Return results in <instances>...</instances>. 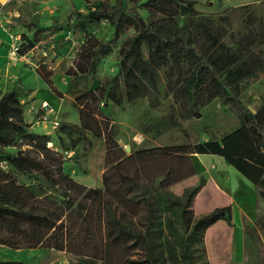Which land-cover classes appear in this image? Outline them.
I'll list each match as a JSON object with an SVG mask.
<instances>
[{
	"label": "rangeland",
	"instance_id": "rangeland-1",
	"mask_svg": "<svg viewBox=\"0 0 264 264\" xmlns=\"http://www.w3.org/2000/svg\"><path fill=\"white\" fill-rule=\"evenodd\" d=\"M94 1L7 0L6 5L0 2V29L19 36L14 41L25 42L28 52L24 58H13L11 51L3 55L0 49V99L10 91H17L24 120L31 123L29 129L51 135L47 146L61 154L45 161L54 169L61 163L64 172L77 182V185L67 183L72 189L65 196L61 194L64 187L57 185L53 189L45 172L13 171L19 183L42 198L39 203L42 209L47 204L67 209L64 227L67 246L12 248L0 243V260L16 259L32 264H132L130 259L144 258L145 248L140 241L110 234L102 200L96 192H89L92 188L102 189L103 199L113 202L120 219L142 230L147 208L143 202L132 199L134 190L130 184L132 178H137L151 187L160 205L159 222L165 233L168 217L174 218L184 232L182 220L183 225L189 223L191 228L202 215L229 204L230 198L234 225L219 220L207 228L200 239L192 242L191 264H264V198L259 195V188L238 174L222 156L195 152L198 144L208 138L202 132L205 125L219 136L240 126L238 114L220 99L208 103L200 117L183 119V102L168 89L162 68L157 106L151 105L147 97L121 105L112 100L107 103L95 100L91 104L98 122H91L94 130H85V142L75 145L77 134L59 129L64 121L81 125L77 98L118 74L122 41L135 33L131 28L121 35L113 51L102 58L95 75L72 74L84 39L73 25V13L88 11ZM144 1L127 4L134 5L146 20L159 17L160 13L145 6ZM195 8L204 14L228 15L237 32L246 33L249 28L257 33L260 22L264 23V0H197ZM251 16H255V22L248 27L247 19L250 21ZM92 30L102 40L114 32L106 21ZM256 49L264 57V43ZM52 90L62 96L56 98ZM240 98L253 111L263 105L264 73L245 85ZM5 148L18 150L14 146ZM202 177L205 186L196 195L192 211L182 214L180 207L166 206L168 196L184 199L187 189L196 186Z\"/></svg>",
	"mask_w": 264,
	"mask_h": 264
},
{
	"label": "trees",
	"instance_id": "trees-1",
	"mask_svg": "<svg viewBox=\"0 0 264 264\" xmlns=\"http://www.w3.org/2000/svg\"><path fill=\"white\" fill-rule=\"evenodd\" d=\"M128 1L136 3L138 0H95L88 11L73 13V25L84 35L73 67L74 75H95L102 58L113 51L121 35L131 28L135 33L122 41L118 74L77 98L81 125L64 121L59 129L70 135L76 133L75 145L85 142V130H94L91 122H98L91 104L95 100L104 103L112 100L121 105L124 101L147 97L151 105L157 106L161 69L164 68L168 89L183 102V119L200 117L201 110L215 99H220L238 114L240 126L222 136L205 125L202 132L208 138L198 144L195 152L222 156L253 182L264 198V103L253 111L240 98L245 85L264 73V57L256 49L264 43V23L260 22L261 27L254 33L248 28L255 22V16H251L250 21L247 19L248 31L237 32L228 15L198 11L195 8L197 0H145V6L160 13L159 17L146 20L134 5L127 4ZM103 21L114 28L107 40L100 39L92 30ZM25 47L20 48L21 54L26 53ZM30 126L31 123L24 120L17 91L6 93L0 99V243L12 248L45 245L64 249L67 246L64 232L67 209L49 204L42 209L39 205L42 198L19 183L13 171L45 172L53 189L57 185L64 187L61 194L65 196L72 189L67 183L77 185V182L64 172L61 163L55 169L49 167L45 159L61 154L47 146L51 135L31 131ZM6 146L18 150L14 152ZM130 184L134 190L132 199L143 202L147 208L146 225L142 230L120 219L113 202L103 199L102 189L92 188L89 192H96L102 200L110 234L125 235L143 244L144 258L130 259L132 264H191L192 242L200 239L207 228L219 220L234 225L233 207L229 203L202 215L191 228L189 223L183 225L182 220L184 232L174 218L168 217V232L165 233L159 222L160 205L149 184L137 178H132ZM203 186L204 177L196 186L187 189L184 199L168 196L166 206L169 209L178 206L182 214L192 211L194 199ZM0 264L32 263L8 259L0 260Z\"/></svg>",
	"mask_w": 264,
	"mask_h": 264
},
{
	"label": "crops",
	"instance_id": "crops-1",
	"mask_svg": "<svg viewBox=\"0 0 264 264\" xmlns=\"http://www.w3.org/2000/svg\"><path fill=\"white\" fill-rule=\"evenodd\" d=\"M3 5H6L7 0L2 2L0 1ZM11 13V12H10ZM14 37L17 39L19 36H12V34L3 31L2 29H0V49H3V51L1 52V54L6 55L7 51H11L12 46L16 43V41H14ZM22 44L25 42L19 41ZM11 48V49H10ZM8 53V52H7ZM53 91V90H52ZM54 96H59L56 92H54ZM57 98V97H56ZM230 166H232L234 168V170H236L238 172V174L240 173L246 180H248V182L252 183L256 188L257 186L251 182L245 175H243L239 170H237L233 165L229 164ZM220 190V189H219ZM221 192H223L222 190H220ZM229 203H231L230 198H229ZM232 205V204H231Z\"/></svg>",
	"mask_w": 264,
	"mask_h": 264
},
{
	"label": "built area",
	"instance_id": "built-area-1",
	"mask_svg": "<svg viewBox=\"0 0 264 264\" xmlns=\"http://www.w3.org/2000/svg\"><path fill=\"white\" fill-rule=\"evenodd\" d=\"M1 15H2V13L0 12V18H1ZM19 38V37H18ZM24 45L21 43V42H16L13 46H12V49H11V55H12V57L13 58H16V57H20V58H24V57H26V54L28 53V52H26V53H23V54H21L20 52H19V50H20V48L21 47H23Z\"/></svg>",
	"mask_w": 264,
	"mask_h": 264
},
{
	"label": "water",
	"instance_id": "water-1",
	"mask_svg": "<svg viewBox=\"0 0 264 264\" xmlns=\"http://www.w3.org/2000/svg\"><path fill=\"white\" fill-rule=\"evenodd\" d=\"M23 45H25V43H23ZM128 150H129V148H128Z\"/></svg>",
	"mask_w": 264,
	"mask_h": 264
}]
</instances>
